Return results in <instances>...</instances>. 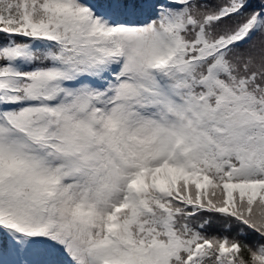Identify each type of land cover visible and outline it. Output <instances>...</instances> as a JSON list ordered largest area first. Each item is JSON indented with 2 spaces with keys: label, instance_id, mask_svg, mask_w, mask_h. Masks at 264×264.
<instances>
[{
  "label": "snow or ice",
  "instance_id": "snow-or-ice-1",
  "mask_svg": "<svg viewBox=\"0 0 264 264\" xmlns=\"http://www.w3.org/2000/svg\"><path fill=\"white\" fill-rule=\"evenodd\" d=\"M0 264H264V0H0Z\"/></svg>",
  "mask_w": 264,
  "mask_h": 264
}]
</instances>
